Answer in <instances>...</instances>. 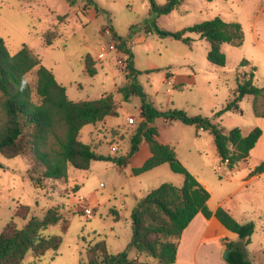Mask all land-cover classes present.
I'll use <instances>...</instances> for the list:
<instances>
[{
  "label": "rangeland",
  "instance_id": "rangeland-1",
  "mask_svg": "<svg viewBox=\"0 0 264 264\" xmlns=\"http://www.w3.org/2000/svg\"><path fill=\"white\" fill-rule=\"evenodd\" d=\"M91 1L100 12L89 0H76L73 6L69 0H0V38L12 55L28 46L66 88L71 101L113 96L117 115L81 132L82 141L99 154L126 157L131 138L142 121L141 99L132 96L125 100L119 93L130 82L126 50H131L135 68L141 73L138 82L159 111L181 110L189 116L208 117L226 133L238 128L248 136L254 129H261L262 137L251 158L231 169L217 155L211 133L181 122L169 123L164 118L153 124L162 143L170 145L184 167L211 191L213 207L229 197L226 205L232 207L234 218L241 224L254 223L249 245L232 236L251 264H264V174L251 176L264 163V118L256 117L253 96L243 99L241 112H226L214 118L233 98L238 74H249L255 68L254 84L264 88V0H183L178 9L162 16L151 12V0ZM154 1L158 5L167 3ZM217 17L240 24L244 32L241 47L223 45L227 57L224 68L209 63L210 46L198 35L186 34L192 39L188 45L161 37L156 31L159 28L177 33ZM113 32L126 43L124 50L114 48L117 42ZM87 55L92 56L97 70L94 77L85 70ZM244 60L249 63L248 68L240 66ZM36 71H31L27 80L33 87L34 101L38 102ZM171 74L182 81L179 86L183 90L175 89ZM190 77L193 83H188ZM258 105L264 106V98L258 99ZM131 118L134 124L129 123ZM142 146L145 147L142 143L134 155L135 164L129 162L120 167L113 162L95 161L87 171L70 166L67 179H43L40 186L30 179L31 174L36 178L39 174L31 171L30 155L13 159L0 156V234L19 206L29 207L30 214L27 220L15 219L18 228L25 227L32 217L44 218L51 208H58L62 217L43 233L46 237H60V248L49 250L36 262L28 253L23 264H85L86 249L102 241L112 255L126 251L132 242V213L139 201L162 184L181 186L184 182V177L175 174L169 164L133 176L134 166L139 167L146 157ZM113 148L117 151L113 152ZM88 209L93 210L92 219L87 218ZM198 244L197 239L187 243L185 261L194 263L190 252L195 250L197 264H217L215 244ZM128 256L136 264H160L139 256L134 249Z\"/></svg>",
  "mask_w": 264,
  "mask_h": 264
},
{
  "label": "trees",
  "instance_id": "trees-1",
  "mask_svg": "<svg viewBox=\"0 0 264 264\" xmlns=\"http://www.w3.org/2000/svg\"><path fill=\"white\" fill-rule=\"evenodd\" d=\"M75 1L69 0L70 5L73 6ZM182 1L167 0L166 4L158 5L151 0V12L157 16L169 15L179 8ZM92 7L100 12L93 3ZM156 31L161 37H171L188 45L192 39L186 34L198 35L210 46L207 56L209 63L221 68L227 64L223 45L241 47L244 41L240 24L228 23L219 17L177 33L165 32L159 28ZM113 33L117 42L115 48L124 50L126 43ZM47 43H51L49 35ZM125 52L128 55L126 71L130 82L119 89V93L125 100L132 96L141 99L142 121L131 138V149L126 157H112L99 154L96 148L85 144L81 132L87 126H96L117 115L113 96L105 95L93 101H71L66 88L58 83L52 71L42 65L40 58L28 46H23L18 53L12 55L5 41L0 38V156L13 159L30 155L33 161L31 171L39 173L38 178L31 174L30 179L40 186L43 179H67L70 166L87 171L93 162L104 161L126 167L139 151V146L147 143L151 157L141 167L132 169L133 176L169 164L175 174L184 177L181 186L162 184L139 201L132 213V242L126 251L112 255L106 242H98L86 249L85 264H136L129 259L128 252L131 249L136 250L139 256L152 258L160 264H175L182 236L199 214L207 220L217 219L224 228L237 235L245 245H249L255 232L254 223L241 224L222 207L212 211L208 206L211 198L208 190L178 160L174 149L158 140L159 130L153 124L158 118H164L169 123L181 122L198 131L211 133L217 155L231 169L237 163L247 162L251 158L252 150L262 137L261 129H254L248 136H244L238 128L226 133L224 128L208 117L189 116L181 110L166 113L159 111L138 82L141 73L135 68L131 50ZM83 63L88 75H97L92 56L87 55ZM247 65L249 63L246 60L240 64L241 67ZM35 69L38 102L34 101L33 87L27 80V75ZM255 72L256 69L253 68L249 74H238L233 98L214 118H219L226 112H241V102L247 96L255 98L253 109L256 117L264 118V106L260 108L258 105V99L264 98V88L255 86ZM169 75L170 73L167 76ZM175 89L183 90L182 86ZM261 174H264V163L256 167L251 176ZM29 214V207L19 206L14 218L0 234V264H23L28 253H32L36 262L49 250L60 248V237H46L43 234L62 220L59 209L51 208L44 218L32 217L25 227L18 228L15 219L27 220ZM226 249L229 250L225 260L227 264H251L237 242L226 243Z\"/></svg>",
  "mask_w": 264,
  "mask_h": 264
},
{
  "label": "crops",
  "instance_id": "crops-1",
  "mask_svg": "<svg viewBox=\"0 0 264 264\" xmlns=\"http://www.w3.org/2000/svg\"><path fill=\"white\" fill-rule=\"evenodd\" d=\"M114 48H115V45H114ZM248 66H250V65H248ZM245 68H248V67H245ZM170 78H173V80H174L173 86L175 88L177 86H179L182 82L175 75L171 74ZM193 82H194V79L192 77L188 78V83H193ZM158 140L162 143V141L160 140V135H159ZM258 143H257V145H258ZM143 144L145 147L142 146V148H145V150H146V155H145L146 157H145V160L143 161V163L141 165H139V167H141L145 163V161L151 157V153H150V150H149L147 143H143ZM129 162L135 164V162H136L135 156L132 157L129 160ZM224 164H226V163H224ZM134 168H138V166H134ZM159 168L160 167L155 168V169H159ZM123 169L125 170V168H123ZM155 169H153V170H155ZM254 177H257V176H254ZM196 179L208 190V192L211 195V198L208 202L209 208L212 211H215L217 208L222 207L225 210H227L234 217V213H233L234 211H233L232 207L226 205L229 197H226L221 202H219L215 207H213L212 206L213 195H212L211 191L197 176H196ZM232 234L233 233H231L226 228H224L217 221V219L212 218L210 220H207L202 214H199L193 220V222L189 225V227L185 230V232L182 236V239H181L180 245H179V249H178L177 260H176L175 264H197L196 263L197 253H195V250H192V252H190V255L193 258L194 263L189 262V261H185V259L187 260V258H186L187 251L184 249H186L185 247H186L187 243H190V241L193 239H197V241L199 243L198 245H200V246L205 245L206 243H209V242H213L215 244V250H217V255H218L216 257L217 264H227L226 261L224 260V258H222V255L227 250L226 249V243L231 242V241L236 242V241H234V237L232 236ZM233 235L237 237V235H235V234H233ZM219 240H221V242H219ZM222 259L225 262L224 261L222 262Z\"/></svg>",
  "mask_w": 264,
  "mask_h": 264
},
{
  "label": "built area",
  "instance_id": "built-area-1",
  "mask_svg": "<svg viewBox=\"0 0 264 264\" xmlns=\"http://www.w3.org/2000/svg\"><path fill=\"white\" fill-rule=\"evenodd\" d=\"M129 123H130V124H134V119L131 118V119L129 120ZM112 150H113V152H116V151H117L116 148H113ZM86 215H87V218H88V219H92V218L94 217V215H93V210H92V209H88V210L86 211Z\"/></svg>",
  "mask_w": 264,
  "mask_h": 264
},
{
  "label": "water",
  "instance_id": "water-1",
  "mask_svg": "<svg viewBox=\"0 0 264 264\" xmlns=\"http://www.w3.org/2000/svg\"><path fill=\"white\" fill-rule=\"evenodd\" d=\"M228 255H229V250H226L225 252H224V260H227V258H228Z\"/></svg>",
  "mask_w": 264,
  "mask_h": 264
},
{
  "label": "bare ground",
  "instance_id": "bare-ground-1",
  "mask_svg": "<svg viewBox=\"0 0 264 264\" xmlns=\"http://www.w3.org/2000/svg\"><path fill=\"white\" fill-rule=\"evenodd\" d=\"M188 252V251H187ZM181 256V255H180Z\"/></svg>",
  "mask_w": 264,
  "mask_h": 264
}]
</instances>
